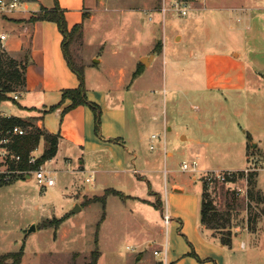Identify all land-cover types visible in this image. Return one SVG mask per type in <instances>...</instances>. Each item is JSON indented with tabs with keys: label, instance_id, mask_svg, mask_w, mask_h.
Returning <instances> with one entry per match:
<instances>
[{
	"label": "rangeland",
	"instance_id": "1",
	"mask_svg": "<svg viewBox=\"0 0 264 264\" xmlns=\"http://www.w3.org/2000/svg\"><path fill=\"white\" fill-rule=\"evenodd\" d=\"M161 3L162 0L105 1L102 8L93 11L96 20L85 33L83 50L86 57L91 58L95 53L103 55L108 64L113 61L116 65L120 64L118 58L123 60L122 63L128 60L134 64L142 63L140 57L148 54L153 40L155 45L166 44V40L169 44L177 32L185 35L186 47L179 51L187 59L191 47L199 50L193 42L194 36H198L200 41L206 39L209 51L220 50L217 46L224 45L229 54L232 51L243 54L250 75H256L257 71L261 76L259 82L257 78L249 80L240 102L242 112L239 116L234 115L236 102L226 92L223 99L227 97L229 100L227 108H222L212 94L207 98L199 95L185 98L178 94L176 88L188 86L187 74L191 72L200 84L202 72L199 65L192 59L184 65L170 62L164 65L161 50L156 47L151 52L158 56L147 70V74L153 75L154 83L150 85L142 81V77L135 82L141 84V89L130 91L125 97L129 131L134 120L133 104H139L140 139L135 144L127 142L130 148L136 147L138 158L133 163L131 155L126 153L123 164L116 167L110 161L99 165L88 154L85 158L82 155L71 156V162L65 161L59 152L54 162L46 165L54 170L55 185L52 187L37 184L33 176L26 179L18 177V173L13 174L10 183L0 186V264L12 263L8 253L22 246L25 260L22 258L21 264H85L96 247L101 251L98 264H151L153 260L161 264L164 254L154 255L153 250L169 249L166 241L170 231L173 234V225H164L160 210L163 212L164 206H167V192L171 195L172 184L176 182L192 184L195 181L194 188L199 183L203 188L205 184L215 206L212 212L215 228L211 227L214 234L229 237L236 232L235 227H239V231L245 228L250 231L264 229V202L251 198L247 176L236 174L232 182H210L209 175L204 177L205 171L211 168L252 167L255 161L260 169L255 170L257 175L253 191L258 196H264L257 184L259 176V183L264 185V9H261L264 8V0H206L204 5L207 8L202 13L205 29L196 27L195 22L190 21L191 17L185 19L173 14L163 17L160 12H155ZM247 6L260 8L251 11L246 8V12L234 9ZM238 12L247 13V17L250 13L249 20L229 21L225 17H232ZM149 15L153 16V20L149 19ZM115 48L120 55L112 53ZM165 51L166 57L170 58V45ZM73 56L80 64L79 55L73 52ZM166 78L167 91H164L160 85ZM130 81L129 78L127 87H130ZM258 83L259 87L254 88ZM164 109L170 130L164 125ZM208 110L205 116L209 130L206 132L197 119ZM256 125L260 131L251 135L256 138L253 140L258 142L259 150L253 151L252 139L249 140L242 129L250 130ZM152 134L159 135L153 142L150 141ZM151 144L155 146L153 149ZM38 147L42 151L44 144ZM168 151L172 152L171 156ZM79 160H84L85 165L79 166ZM193 160L198 162V171L182 170L184 161ZM1 165V169L5 170L6 165ZM108 167L115 171L105 170ZM92 169L97 172L90 175ZM134 169L139 174L133 173ZM107 187L119 190L125 196L109 195L105 206L102 201H93L90 206L89 203L84 204L87 207L74 214L81 221L78 232L62 248L57 247L51 229L39 228L26 234L34 222L38 226L45 219L59 218L73 209L76 203L104 195ZM194 188H188L180 202L168 201L171 216L182 204L195 200L199 202L200 194ZM96 231L98 243L95 241ZM180 235L184 240V236ZM140 254H143V259L137 258Z\"/></svg>",
	"mask_w": 264,
	"mask_h": 264
},
{
	"label": "crops",
	"instance_id": "2",
	"mask_svg": "<svg viewBox=\"0 0 264 264\" xmlns=\"http://www.w3.org/2000/svg\"><path fill=\"white\" fill-rule=\"evenodd\" d=\"M94 1L96 0H57L61 9L64 10L69 28L77 23L83 25L82 37L71 45V49L79 55V62L84 66L87 99L100 107L101 125L99 132L96 131L95 112L89 104L75 106L62 115L63 109L71 103L70 99H66L56 110L48 111L51 106L61 102L62 91L64 89L76 88L80 83L76 73L70 68L65 59L62 45L63 34L59 30L58 25L50 20L31 19L32 16L41 11L42 7L52 8L55 5V0L54 2L53 0H47V2H43L42 0H23L20 10L9 16H0V33L7 35L6 40L0 45V54L1 52H5L18 62L22 61L25 64L24 85L11 92L13 98L17 95V99L0 101V116H17L23 120L30 121L44 131L58 133L60 140L57 154L61 152L65 161L71 162L73 159L71 156L80 157L82 155L85 158V154H88L99 165L107 164L110 161L118 167V165H122L125 161L124 157L126 153L131 155V162L133 163L139 156L135 146L130 148L127 145L128 141L135 144L140 139L139 134L141 135V132L139 128L141 125H138L140 113L137 112L139 104H133L134 120L132 130L129 131L130 119L125 109V97L132 91L136 92L137 88L141 89V84L135 82L142 77V81H147L150 85L154 83L153 75L147 74V70L158 54L154 51L151 52L155 50V40H153L148 54H143L140 57V62L142 57H148L147 65H144L145 68L136 77L133 76V73L137 69L139 62H135L134 64V62H129L128 60L122 63L123 60L118 58L120 64L116 65L114 61L110 62V64L105 63V58L101 54L97 55L93 53L91 58L86 57L83 44L89 25L96 20L93 11L96 8H102L105 1L108 0H98V3H94ZM197 5L188 16L180 18L187 19L191 17L190 21L192 23L195 22L196 27H203L205 29V20L202 13L207 7H202L198 3ZM246 8L248 11H251L260 7L247 6L245 8L239 7L234 9L235 11L242 12ZM113 10L116 9L114 8ZM244 12L233 13L232 17H225L229 21L230 19L239 20V18L242 21L247 18V21L250 18V13H248V18L246 16L247 13ZM151 20H153V16ZM193 42L195 46H198L199 50L197 51L191 47L188 59H192L195 63H198L199 69L202 72L200 73L202 77L200 80L202 81L198 85L196 75L191 72L187 74L189 78L188 86L177 87L176 92L185 98L197 95L207 98L212 94L215 95V101L219 102L222 108H227L229 100L227 97L223 99L226 92L232 95L233 101L236 102L237 108L233 112L234 115L239 116L242 112L240 102L242 101V97H244V91L248 88L249 80L257 78L259 82L258 78H261V76L257 71H255L256 75H250L246 60L243 58L241 52L232 51L229 54L224 45L217 46V49L220 50L209 51L207 49V40L200 41L198 36L193 37ZM185 44V35L182 32L173 34L172 42L169 44H167V40L166 44L161 42L162 48L160 53L164 65L168 64V62L182 65L189 63V60L182 56V52L179 51V49L186 47ZM169 45L172 49L170 52L172 58L166 57L167 52L165 49L167 50ZM112 53L116 56L120 55V51L116 48L113 49ZM129 64L132 66L130 67ZM103 65L104 67L101 68ZM129 78L131 79L130 87H127ZM166 80L167 78L160 85L164 88V91H167ZM259 85L260 83L254 85V88L259 87ZM163 112L164 125L166 129L170 130L171 126H167L165 109ZM204 112L201 117H198L197 122L203 130L208 132V120L205 114L209 110ZM257 127L256 125L252 126L250 130L242 129V133L246 134L249 140L252 139L251 147L253 151L259 150L258 142L253 140L256 138L251 135V133L254 134L260 131ZM41 143L45 147L43 139H41L39 145ZM38 150L40 151L39 147ZM43 150L39 152V155L42 154ZM262 151H264V148ZM168 155L171 156L172 152L168 151ZM55 157L44 163L45 167L52 170V172L54 170L46 165L54 162ZM83 165H85V161L79 160V166ZM245 168H211L208 171H236ZM105 170L109 172L115 171L111 167L105 168ZM135 170L137 169H134L133 173L139 174V171L135 172ZM95 171L97 172L96 169H92L90 175H93ZM194 179L196 180V178ZM195 183V181L192 184L176 182L172 184L171 195L170 192L166 191V203L170 214L171 209L168 201L171 199L172 201L180 202L184 196L183 193L188 188H194L193 184ZM257 184L259 189L264 193V185L259 183V176L257 177ZM176 188L181 189V191H175ZM194 189L198 195L200 194L199 202L195 200L184 203L180 207L182 208L181 210L179 208L172 214L174 224L171 222L170 225H173V234L170 231L171 234L169 232L170 236H168V241H166L167 247H169L166 264H264V229L250 231L245 228L239 231L240 228L235 227L236 232H233L230 236V244H223L220 235L214 234L211 231L212 229L202 224L200 205L203 188L201 183ZM144 199L147 200V198ZM79 204L81 205V211L87 207L82 202ZM74 214L68 212L63 215L66 217L57 228L56 235L53 236L54 241L57 242V247L62 248L63 244H68L75 236V233L78 232L81 221L78 220L80 219L79 217H74ZM46 229H51L54 233L53 227H47ZM180 234L184 236V240ZM191 251L198 255L201 260L190 255ZM143 257V254H140L137 258L143 259ZM23 258L25 260V256ZM161 262L164 264L163 260ZM156 263L157 261L153 260L151 264Z\"/></svg>",
	"mask_w": 264,
	"mask_h": 264
},
{
	"label": "trees",
	"instance_id": "3",
	"mask_svg": "<svg viewBox=\"0 0 264 264\" xmlns=\"http://www.w3.org/2000/svg\"><path fill=\"white\" fill-rule=\"evenodd\" d=\"M32 20H50L55 22L58 25L59 30L63 34V53L65 59L70 66V68L76 73L80 83L76 88H69L64 89L62 91V100L59 104L51 106L48 111L56 110L62 102L66 99H70L71 103L66 106L63 111L62 115L70 110L71 108L78 106L80 104H89L96 115V131L99 132L100 125H101V110L100 107L90 102L87 99L86 88H85V73H84V66L79 64L75 61L71 45L78 41L82 37L83 32V25L81 23H77L71 28L68 27L64 10L61 9L57 0H55V5L52 8L42 7L41 11L38 14H35L31 17ZM158 47L159 51L161 50V44L157 43L155 48ZM143 64L139 63L137 69L134 71L133 76L136 77L140 74L143 70ZM24 68L25 64L23 62H18L14 58L10 57L5 52H1L0 54V101L2 100H15L12 97L11 92L19 89L22 87L25 82L24 77ZM14 126H21L22 128L26 129V133L23 135H14L13 141L11 143V148L13 152L17 155H20V161H12L10 163V168L15 170H29L32 168H37L40 165L46 163L47 161L51 160L55 157L58 151V144L60 140V135L57 133H49L48 131H44L39 127L32 124L30 121L23 120L17 116H0V130L6 131L7 129H11ZM41 139L45 142V147L38 158L35 164H31L28 162V158L30 153L39 145ZM234 177L236 174L244 176V171H237V173H233ZM26 174H20L18 177L25 178ZM256 171H250L247 175L248 184L251 186L250 196L252 199L258 198V200H262L264 202V196H258L253 190L254 185L256 184ZM14 176V175H13ZM234 177L227 176L226 180L229 182L234 181ZM8 182H1L0 186L6 185ZM205 183V182H204ZM203 192L201 196V205H200V214H201V222L207 228L211 229L215 228L214 219L212 212L215 210L214 202L211 197L210 192L206 188L205 184L203 187ZM109 195H117L120 197H124L125 194L119 190L114 188H107L105 190L104 195L102 196H94L92 198H87L83 204H88L93 201H102L104 206L106 204L107 197ZM261 197V198H260ZM264 212V209H263ZM66 216L51 219H45L41 224L37 226V228H47L53 227L54 228V235H56V230L59 225L63 222ZM104 217V215H103ZM104 219V218H103ZM99 225V224H98ZM98 232L96 231V238L95 241L98 243ZM221 241L223 244H230L231 238L229 237H221ZM190 255L194 256L198 260H201L198 255L194 252L189 253ZM101 255V251L96 247L92 250L90 254V259L85 264H98L99 258ZM24 256V246H22L19 250L13 251L8 253L7 257L12 258V263L9 264H21L22 258ZM4 260L5 257H2ZM163 264V263H161Z\"/></svg>",
	"mask_w": 264,
	"mask_h": 264
},
{
	"label": "built area",
	"instance_id": "4",
	"mask_svg": "<svg viewBox=\"0 0 264 264\" xmlns=\"http://www.w3.org/2000/svg\"><path fill=\"white\" fill-rule=\"evenodd\" d=\"M206 0H162L161 6L158 12H160L163 17H165L168 14H173L178 17H186L189 15V13L194 10L197 7V3L202 5V7H205L204 3ZM23 3V0H0V16H9L15 13L16 11L21 9V5ZM149 19H152V15H149ZM241 20V18H239ZM7 38V35L5 33H0V45L5 41ZM15 98L17 99V95H15ZM26 133V129L22 128L21 126H14L11 129H7L6 131L0 130V183L1 182H8L10 181V177L13 174H29L30 176H33L37 182V184L41 186H49L52 187L55 185V178L53 177L52 170L45 167V164L40 165L37 168H32L29 170H15L10 168V163L12 161H20L21 157L20 155H17L13 152L11 148V143L13 141L14 135H23ZM159 135L152 134L150 141L153 142L155 139H157ZM38 147V146H37ZM35 148L29 155L28 162L31 164H35L40 157L39 153L37 152L38 148ZM155 146L153 144L150 145V148L153 149ZM166 148H164L165 150ZM37 152V153H36ZM2 163L6 165V169H1ZM252 167H246L244 170V176H247L250 171H255L260 169L257 167V163L255 161L253 162ZM182 170L184 171H198V162L196 160H193L191 162L184 161L181 166ZM237 171H230V170H224V171H205V175H209V181L214 182L217 180L225 181L227 176L234 177L233 173H237ZM137 172V170H135ZM203 173V174H204ZM166 205V204H165ZM162 220L165 226L170 225L171 221L173 220V217L170 215L168 207L164 206L163 213H162ZM167 244V243H166ZM164 254V264H166V256H167V248L161 249V250H154L155 255H161Z\"/></svg>",
	"mask_w": 264,
	"mask_h": 264
},
{
	"label": "water",
	"instance_id": "5",
	"mask_svg": "<svg viewBox=\"0 0 264 264\" xmlns=\"http://www.w3.org/2000/svg\"><path fill=\"white\" fill-rule=\"evenodd\" d=\"M147 58H148V57H142V59H141V62H142L144 65L147 64ZM95 60H96V59H95ZM96 61H98V60H96ZM25 178H26V179H31V176H30L29 174H26V175H25ZM175 191H181V189L176 188ZM79 211H81V205H80L79 203H76L75 206H74V208L71 209V210L69 211V213H70V214H74V213H77V212H79ZM36 230H37V225H36V223L34 222V223L31 224L30 227L27 229V233H26V234H30V233H32V232H35Z\"/></svg>",
	"mask_w": 264,
	"mask_h": 264
}]
</instances>
